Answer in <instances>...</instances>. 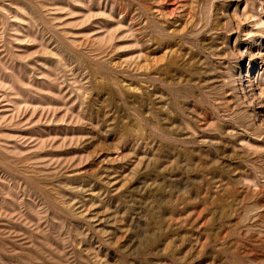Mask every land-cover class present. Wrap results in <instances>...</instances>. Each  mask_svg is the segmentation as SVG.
<instances>
[{"label": "rangeland", "instance_id": "374dc122", "mask_svg": "<svg viewBox=\"0 0 264 264\" xmlns=\"http://www.w3.org/2000/svg\"><path fill=\"white\" fill-rule=\"evenodd\" d=\"M0 264H264V0H0Z\"/></svg>", "mask_w": 264, "mask_h": 264}]
</instances>
